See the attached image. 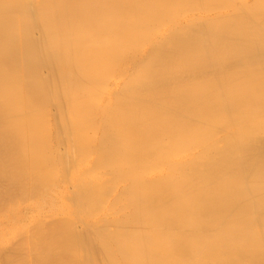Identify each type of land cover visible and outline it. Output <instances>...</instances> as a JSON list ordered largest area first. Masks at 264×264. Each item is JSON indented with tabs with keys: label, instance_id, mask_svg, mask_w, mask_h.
Here are the masks:
<instances>
[{
	"label": "bare ground",
	"instance_id": "bare-ground-1",
	"mask_svg": "<svg viewBox=\"0 0 264 264\" xmlns=\"http://www.w3.org/2000/svg\"><path fill=\"white\" fill-rule=\"evenodd\" d=\"M237 1L0 0V264H264V1Z\"/></svg>",
	"mask_w": 264,
	"mask_h": 264
},
{
	"label": "rangeland",
	"instance_id": "rangeland-1",
	"mask_svg": "<svg viewBox=\"0 0 264 264\" xmlns=\"http://www.w3.org/2000/svg\"><path fill=\"white\" fill-rule=\"evenodd\" d=\"M243 0H238L237 2V4H240L241 2H242ZM250 2L252 1V0H249ZM260 1V0H259ZM264 0H261V2H263ZM253 2V1H252ZM258 2V1H257ZM264 3V2H263ZM224 11H226V9H224ZM225 12H223V14H224ZM226 14V13H225Z\"/></svg>",
	"mask_w": 264,
	"mask_h": 264
}]
</instances>
